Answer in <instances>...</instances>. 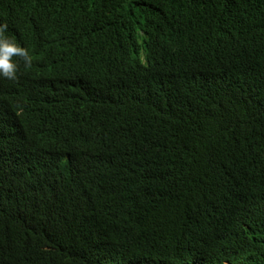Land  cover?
Instances as JSON below:
<instances>
[{
  "label": "trees",
  "instance_id": "1",
  "mask_svg": "<svg viewBox=\"0 0 264 264\" xmlns=\"http://www.w3.org/2000/svg\"><path fill=\"white\" fill-rule=\"evenodd\" d=\"M0 24L32 58L0 77V264H264V0H0Z\"/></svg>",
  "mask_w": 264,
  "mask_h": 264
},
{
  "label": "clouds",
  "instance_id": "2",
  "mask_svg": "<svg viewBox=\"0 0 264 264\" xmlns=\"http://www.w3.org/2000/svg\"><path fill=\"white\" fill-rule=\"evenodd\" d=\"M6 29L7 24H0V77L15 80L17 78V64L12 60V57L18 56L22 58L26 67L31 66L32 58L25 48L18 46L15 42L4 36ZM4 110V125L7 129H11L16 126V114L10 110Z\"/></svg>",
  "mask_w": 264,
  "mask_h": 264
}]
</instances>
